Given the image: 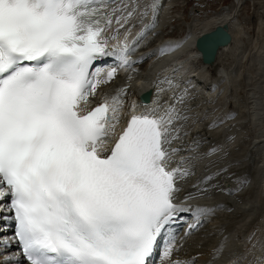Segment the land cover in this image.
Masks as SVG:
<instances>
[{
    "label": "snow or ice",
    "instance_id": "1",
    "mask_svg": "<svg viewBox=\"0 0 264 264\" xmlns=\"http://www.w3.org/2000/svg\"><path fill=\"white\" fill-rule=\"evenodd\" d=\"M96 2L0 0V218L14 222L27 264H149L166 228L192 211L174 202L189 172L166 167L178 151L165 147L174 109L131 116L102 154L120 102L85 111L102 83L90 69L106 57L127 66L129 47L109 50L112 21ZM210 211L196 208L197 221Z\"/></svg>",
    "mask_w": 264,
    "mask_h": 264
},
{
    "label": "bare ground",
    "instance_id": "2",
    "mask_svg": "<svg viewBox=\"0 0 264 264\" xmlns=\"http://www.w3.org/2000/svg\"><path fill=\"white\" fill-rule=\"evenodd\" d=\"M118 1L120 3V0ZM112 2L113 0H105V8L107 10V14L109 15V19L111 20V17L113 18L112 24L106 27V31L104 33V38L108 41L109 50H112L113 48H119L124 45L123 37H128V34L125 31H129V33H131L135 30L133 34H131V37H129V39H132L135 32H137L138 30H140V34H142L139 39H145L149 35H152V37L154 38L157 35L159 37V34L162 30V27L160 26V22L162 21L161 11L158 13L157 19L155 21H151L152 12H150L151 10H148L147 14H144L143 12L142 17H137L132 20V22L130 21L131 23H127L128 26H117L118 29L120 28V31H116V29L112 27L115 21L114 16L115 14L119 13V10L121 8L120 5L112 7L110 5ZM153 2L162 5V7H168L167 4H169L170 0L169 2L167 0H153ZM239 2L240 0H234L233 9L222 7L219 11L214 12L213 14L202 19L200 23H197V25H194V27L192 26L191 28L189 26L190 28L186 35L183 38L179 37L178 41H176V39H171V41L169 40L162 42L164 40L162 38V40H160L159 48L162 47L163 49H165L166 47L172 46V48H174L175 50H171L166 56H160V58H157L156 62L151 61L152 58H150V56L149 58L145 57L146 51L143 49H146L147 43L150 41L149 40L148 42H144L145 45L141 47L142 53L137 52L140 51V48H137L135 52L134 50H132L133 52H130L129 49V52L126 54L127 60L129 61V64L127 66H122L119 60L108 64V66L102 65V83L99 85V87L103 86V88L105 89L108 88V92L111 94L110 98L119 97V102L122 103L123 99H125L126 97H134L137 92H139V90L150 87V92L153 96V103H148V106L156 107L153 113L159 112L158 117H161L166 116V114L171 109L175 110L174 115L178 112V114L175 115L176 118L173 119L171 126H169L170 133L172 134L173 138H170L169 133L168 138L172 140H170L171 143L166 144L165 147L169 152H172L173 149H177L180 153L184 152V157L187 155L190 156L189 153H192L193 156L185 160L184 158H182L181 160H184V162L177 163L180 160V156L176 151L170 155L166 162V166L174 163L179 164L182 170L185 169L189 172V175L177 179L176 186L179 191L175 194V202L178 203L180 202V200L184 201L188 198V196H190L189 200H186L185 202L192 203V206L187 207H190L192 209V211L188 212H191V216L194 217L195 221H197V217L195 215L196 208L211 209L210 212H205L199 216V223L196 226L195 230V233H197L195 236L199 235L198 237H200V240H202L203 243L198 241V239L196 240V238L193 239L195 236L186 238L185 243L174 256V260L176 262L179 261L180 264H211L213 261L218 260H221L225 264H264V258L260 260V257H258L259 255H257L258 252H256L255 250L253 254L249 255H247L246 252H241L239 247L240 243L236 242V244H233L231 246V248H234L232 249L233 253L221 251L220 247V242L221 240H224L223 238L225 236H227V239L229 241V237L233 236V233L237 228V230L240 231L245 225L249 226L252 222H256L255 219H257V216H259V211L262 213L264 210V198L260 200L262 201V203L258 205L259 201H257V195L255 196V191H258V195L261 196V191L264 188V139L260 140V136L258 135V137H254V140L252 138L251 143H249L248 146H244L245 153L243 152V154H239L238 157L235 154L230 155V153L232 152L228 153L229 156L233 157L231 158L227 156V160L223 159L225 167H222L221 165L219 169H216L217 171L205 168L207 166L205 165L204 161L208 157L212 158L214 154H216L215 156H217V148H220V146L223 145L224 148L226 147V149H228L231 147L232 143L229 139V141L226 139V137H228L230 134H225L224 131L227 129L224 128L223 124L219 125L218 123L216 125L217 120L212 119V115H210V113L207 114V111H205V106L208 105L206 100L209 98V96H206V98L202 100L203 94L202 96L197 95L198 90L202 88L199 85L200 81L198 80V76H205V72L210 69L212 70L211 72L213 73L214 77L211 78L210 76V78H208L212 83L217 82V85H212V88H207V91H212L211 100L220 101V99L222 98V85L225 81H220V79L222 75H225L228 79L230 70L228 69L229 71H227L224 69V71L222 69L223 67L220 68L221 65H219V58L222 53L230 47L235 46L236 48L238 46L235 31V28L238 26V23L235 19V15L237 12L235 11V8L238 6ZM111 8L113 9L111 10ZM140 23H142L143 27L137 29ZM224 23L228 26V30L231 34L232 40L227 46H224L218 50L215 61L212 64H205L201 61L199 52L195 48V41L197 37L202 33L210 31L215 26ZM255 24L256 29L258 28V32L262 33L264 31V13L261 16H257ZM169 33H173L172 30H170ZM122 35L123 37H121ZM116 41L117 43L115 44ZM175 45L180 46L175 47ZM163 49L161 51H163ZM261 49L264 50V46H262ZM164 52L162 54H164ZM159 55L160 54H158V56ZM167 57H172L171 59H169L168 63L164 61ZM190 57H195V59L200 62L198 70H189ZM108 58L113 59L112 57ZM146 60L147 62H144ZM149 61L151 62L148 63ZM186 63L189 65V68H187L188 65ZM115 64L119 66V70H116L115 77L111 81H107L105 83V80L107 79V71L113 68V66L111 65ZM134 77H137L136 79H138V81L134 80ZM169 80H173L175 82L173 85L171 84V87L168 88ZM227 82H225V84ZM209 83H203V88H205ZM178 85L181 87V90L177 92L179 93L177 95L175 92L176 89H179V87L177 88ZM217 86L220 87L216 88ZM91 98L96 99V95L92 96ZM182 98H184L183 101H181ZM180 102L182 103L180 104L181 109L179 108L180 105H178V103ZM199 104L201 107L199 106ZM164 106H167V110H163L164 112H161V109L164 108ZM125 107V103L122 106L120 105V111L118 113L119 121L116 123L114 133H110V139H114L115 137H117L123 130L124 126H126L128 121L130 120L127 119L126 115H124L126 113ZM137 109L140 115L148 114V109L146 107L140 106ZM131 110L135 111L134 109ZM204 112H206L205 114L208 115L210 119L204 115ZM185 114L188 115V118L184 117L186 116ZM190 114H194L193 119L195 120V122L192 124L190 129L189 127L186 129L187 125L185 124V120L188 119V122L191 120ZM230 115L233 117L228 118ZM223 116L225 117V122L231 121L233 123L238 117L236 115V112L229 114L226 111H224ZM228 124L226 123V125ZM228 128H230V126ZM184 130H187L189 132H187L186 134H180V132ZM220 134H222L223 139L220 137ZM218 137L220 138L218 139ZM220 139L222 140L221 143ZM242 142L246 143L247 140H242ZM207 150H210V153H205L201 157L194 154L195 151H199L200 153H202L206 152ZM215 162H217V160L213 159L212 163ZM201 168H205L206 170L203 175L209 173H211L212 175L211 179H208L203 183L200 181L201 175H196L197 171ZM254 168L259 171L258 176L263 175V180L261 181L262 184L260 186L258 185L256 179L258 176L255 177L254 175V173H256L254 172ZM246 180L247 182L244 183ZM238 187H242V191L240 193ZM245 191H247L246 194H250V197L248 196L249 198L244 200V198H241L243 196L240 197V195ZM227 203H229L230 205H226ZM258 206L261 207L258 208ZM253 213H256V218L253 217ZM250 218L251 223L249 224L248 219ZM238 231L235 235H238ZM250 236V233H247V235H245L244 233V237L247 239V242L250 241ZM224 244L226 245V243ZM249 244L253 245L252 242L247 244L245 243V249ZM0 264L11 263L10 261H6L4 259V256L0 255ZM157 264H159V262H157Z\"/></svg>",
    "mask_w": 264,
    "mask_h": 264
},
{
    "label": "rangeland",
    "instance_id": "3",
    "mask_svg": "<svg viewBox=\"0 0 264 264\" xmlns=\"http://www.w3.org/2000/svg\"><path fill=\"white\" fill-rule=\"evenodd\" d=\"M122 1L123 0H120V3H121L120 4L118 0H113L115 5L113 4V2L110 4L112 7L120 5V8H121L119 10V13L115 14L114 16L115 21L112 27L115 28L116 31H120V28L118 29L115 26L116 24L128 26V24L131 23L132 20H134L135 18L142 17L143 12L144 14L145 13L147 14V11L151 10L150 11L152 12L151 21L153 20L155 21L157 19L158 13L160 11L162 12L161 13L162 21L160 22L161 24L160 26L162 27V30L159 34V37L158 35L155 37L157 40L153 37V39H151L147 43L148 47H146V49H143L146 51L145 57L149 58L150 56V58H152L151 61L153 62H156L157 58H160V56L161 57L166 56L171 51L169 49L172 48V46L166 47L165 49H163L162 47H160L161 49L159 48L160 40H162V38L164 39L162 42L169 41V40L171 41V39H176V41H178L179 37L183 38L186 35V32H188L190 27L191 28L192 26L194 27V25H197V23H200V21L204 19L205 17L213 14L214 12L219 11L222 7H228L230 9L234 8V5H233L234 0H170V2L169 0H167L169 2V4H167L168 7L167 6L162 7V5H159L156 2H153V0H125L123 2ZM156 6L158 8L155 9ZM112 9L113 8H111V10ZM235 11H237L235 15L236 17L235 19H236V22L238 23V26L235 28V31H236V39L238 41V44H237L238 46L236 48L235 46L230 47L229 49L224 51L219 58V65H221L220 68L223 67L222 69L225 68V69L230 70L229 76L227 75L228 82L226 84L224 82V84L222 85V88H223V93H222L223 96L221 95L222 100L221 99L220 101L211 100L212 91L210 90L207 91V88H212V85L214 86L217 85L216 84L217 82L209 83L210 82L209 74L210 73L212 74L211 78L214 77L213 73L211 72L212 70L210 69L207 72H205L206 73L205 76H201V77L198 76V80L200 81L199 85L202 88L198 90V93L197 92L196 93L199 96H202L203 94L202 100H204L206 96H209L210 100L209 98L206 100L208 105L205 106V111H207V114L210 113V115H212V119L217 120L216 125L218 123L219 125L223 124L224 128L227 129L224 132L225 134H228V133L230 134L228 137H226V139L227 140L229 139L230 142L232 143L230 149L232 148L233 150L232 153H230V155L235 154L238 157L239 154H243V152L245 153L244 146H248L249 143H251L252 138L254 140V137L260 136L259 138L260 140L264 139V77H263V68H264L263 51L264 50L261 49L262 46H264V31L262 30L263 31V32L261 31L262 33L258 32V28L256 29V24H255V20L257 16L258 15L261 16L264 13V0H240V2L238 3V6L235 8ZM154 12H157V13L154 14ZM153 16H156V17H153ZM111 21H113L112 17H111ZM140 27H143L142 23L138 25L137 29ZM237 29L240 31H238ZM170 30H172L173 33H169ZM134 31H132L131 33H129V31H125L127 32L128 37H125V36L123 37L124 34L121 36L123 37L124 44H129L131 42L129 37H131V34H133ZM128 40L130 42H128ZM116 43L117 41L115 42V44ZM162 49L163 51H161ZM163 52L164 54H162ZM158 54L160 55L158 56ZM171 58L167 57L166 60L164 61L168 63L169 59ZM151 61H149L148 63H150ZM144 62H147V60ZM199 64L200 62L196 60L195 57H190L189 70H198ZM116 70H119V68L116 67ZM169 81H168L169 83L168 88L171 87L175 82L173 80H169ZM207 82L209 84H207L206 87L203 88V83H207ZM178 87L179 89H176V92H175L177 95L179 94L177 92L181 90V87L179 85L177 86V88ZM219 87L220 86H217L216 88H219ZM183 100L184 98L181 99V101ZM180 104L182 103L181 102L178 103V105ZM219 104H220V107H217V105ZM221 104L222 105L224 104L225 106H228L229 108L235 109L234 112L232 113L236 112V115L238 117L236 118L237 120L235 119L234 123L231 121L225 122V119H224L225 117L223 116L224 110ZM226 112L229 113L228 111ZM205 113L206 112H204V115L209 118V116L206 115ZM239 117L242 119V121ZM226 123L227 124L229 123L228 125L230 126V128H228L229 126L226 125ZM220 137L221 138L223 137L222 134H220ZM220 137H218V139ZM242 140H247V142L243 143L244 141L242 142ZM218 149L219 148H217V152H218ZM229 157L232 158L233 156H229ZM254 170H255L254 172H256L254 173V175L255 177H257L259 171L255 168ZM256 179H257L258 185L260 186L262 184L261 181L263 180V175H259ZM263 191H264V188L261 191V194H262L261 196L258 195V191H255V196L257 195L256 196L257 201H259L258 205L262 203V201L260 200L264 198ZM246 193L247 191L242 193L243 195L242 194L240 195V197L243 196L241 198H244V200L250 197V194H246ZM226 205H230V204L227 203ZM260 207L261 206H258V208ZM258 214L259 216H257V219H255L256 222L251 223L250 221L252 218L251 216V218L248 219V223L249 224L251 223L249 226L245 225L244 227H242L240 231H238L237 230L238 228H237L235 232L233 233V236L229 237L231 240L229 239L228 241L227 236H225L223 238L224 240L223 241L221 240L220 242L221 251H227L229 253H233L232 249L234 248L233 247L231 248V246L233 244H236L237 242V243H240L239 247H240L241 252L242 251L244 253L246 252L247 255H249V254H253L255 250L256 252H258L257 255H259L258 257H260V260L264 258V234L262 232V230H264V210L262 213L259 211ZM255 215L256 213H253V217H255ZM237 231H238V235H235ZM244 233L245 235H247V233L251 234L250 241L247 242V239L244 237ZM198 236L199 235L195 236L193 239L196 238V240L198 239V241L203 243L202 240H200V237ZM250 242H252L254 246L249 244L248 247L245 249L244 244L245 243L247 244ZM224 243H226V245Z\"/></svg>",
    "mask_w": 264,
    "mask_h": 264
},
{
    "label": "water",
    "instance_id": "4",
    "mask_svg": "<svg viewBox=\"0 0 264 264\" xmlns=\"http://www.w3.org/2000/svg\"><path fill=\"white\" fill-rule=\"evenodd\" d=\"M231 40L228 26L224 23L199 35L195 41V48L199 52V57L203 63L212 64L218 50L227 46Z\"/></svg>",
    "mask_w": 264,
    "mask_h": 264
}]
</instances>
